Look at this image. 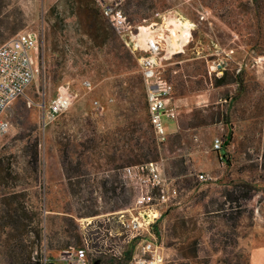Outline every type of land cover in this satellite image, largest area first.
<instances>
[{
    "label": "rangeland",
    "instance_id": "obj_1",
    "mask_svg": "<svg viewBox=\"0 0 264 264\" xmlns=\"http://www.w3.org/2000/svg\"><path fill=\"white\" fill-rule=\"evenodd\" d=\"M86 1L103 14L108 37L100 46L83 25L85 3L0 0V44L18 32L38 35V71L7 107L9 127L0 134V264H33L37 256L63 264L81 246L92 264H134L146 238L129 245L126 258L114 214L139 206L138 189L120 177L132 165L123 160L125 141L133 144L145 131L155 137L144 81L136 52L100 0ZM103 1L119 2L141 42L160 44V70L173 89L175 120L164 116L167 138H155L177 188L154 224L161 264H249V250L264 233V0ZM223 69L228 82L215 86ZM62 84L72 102L43 125V110ZM229 131L230 145L212 150ZM8 209L19 216L18 227L2 226Z\"/></svg>",
    "mask_w": 264,
    "mask_h": 264
},
{
    "label": "built area",
    "instance_id": "obj_2",
    "mask_svg": "<svg viewBox=\"0 0 264 264\" xmlns=\"http://www.w3.org/2000/svg\"><path fill=\"white\" fill-rule=\"evenodd\" d=\"M99 6L125 45L133 53L142 52L137 61L146 87L149 121L157 142L162 143L168 134L163 117L175 120L176 116L174 107L169 105L172 85L160 70L162 48L154 38L140 41L139 27L138 32H135L119 2L100 0ZM37 45L38 35L34 31L18 32L0 44V134L9 127V121L4 116L7 107L25 94L38 71ZM217 66H220V63ZM83 85L91 88L89 80H84ZM72 97L69 86L60 85L56 95L48 101L43 110V125L55 121L70 106ZM93 103L101 107L98 100ZM222 142V139L215 138L212 150L220 151ZM197 176L201 181L206 179L203 173ZM120 177L126 184L138 189L140 194L136 201L139 206L135 209H120L114 213L121 233H124L126 244L132 239L146 237L139 249L140 256L134 260V264H161L164 257L156 240L154 224L161 216L159 207L167 206L176 197L177 188L166 176L162 159L126 165L120 169ZM65 260L66 264H91L85 246L77 248ZM42 264H47L46 260Z\"/></svg>",
    "mask_w": 264,
    "mask_h": 264
},
{
    "label": "trees",
    "instance_id": "obj_3",
    "mask_svg": "<svg viewBox=\"0 0 264 264\" xmlns=\"http://www.w3.org/2000/svg\"><path fill=\"white\" fill-rule=\"evenodd\" d=\"M256 1V0H255ZM77 2L81 5L82 3L84 5H81V7L79 8V13H81V16L83 17V25L85 26V30L86 33L93 39V41L95 42L96 45H102L106 38L108 37L106 30H105V25L104 22L102 20L103 14L102 12L95 8L92 7L91 5H89L88 1L86 0H77ZM195 53V52H193ZM194 58H196L197 56L194 55ZM204 64H205V60H204ZM219 70V68L215 69L214 72H217ZM217 74V73H214ZM228 75V71L227 69H223L222 74L219 77H215L214 79V85L215 86H220L223 85L225 83H227L228 81L226 76ZM238 75L239 73L235 74V79L234 81L237 82L238 85H240V81L238 79ZM143 89L145 91V95H146V87H145V83L143 82ZM173 93V90H172ZM171 93V95H172ZM146 109H147V115H148V104H147V99H146ZM147 122V121H146ZM148 122L149 121V116H148ZM151 125V124H150ZM152 128V126H151ZM153 130V129H152ZM232 139V132L229 131L225 137V139L222 142V147L220 151H224L226 149V147L228 145H230ZM131 138H128L125 141L126 144V153H125V157H124V161L126 163L129 164H136V163H142V162H146V161H150V160H158L159 158V153H158V143L155 140V137H150L147 132H143V134L141 135V137H138L135 142L133 144H131ZM225 154H223L222 156L224 157ZM115 160V157L112 156L110 158V161L113 162ZM181 171H183V169H181ZM116 189L117 186L114 185L113 183H111V185L107 188V190L109 192H111V194L113 196L116 195ZM10 203H7V206L10 207ZM17 209V207H16ZM117 210V209H116ZM15 214L16 211L15 210ZM10 209L7 210L8 213V218L10 219V221L8 223H4L2 224V226L4 227H18L20 225L19 223V216H16L17 218H13L10 214ZM97 213H93V215H95ZM38 234V233H37ZM137 239H132L130 242H128L125 245V249H124V253L126 255V258H131L132 253H133V247L131 246L130 248L129 245H133L134 242ZM33 264H42L40 262L39 257L37 256L34 263ZM92 264V263H91ZM95 264V263H93ZM100 264V263H97Z\"/></svg>",
    "mask_w": 264,
    "mask_h": 264
},
{
    "label": "crops",
    "instance_id": "obj_4",
    "mask_svg": "<svg viewBox=\"0 0 264 264\" xmlns=\"http://www.w3.org/2000/svg\"><path fill=\"white\" fill-rule=\"evenodd\" d=\"M142 52L137 51L136 57H138ZM64 261V262H63ZM62 263H65V259ZM249 264H264V233L257 244H254L249 250Z\"/></svg>",
    "mask_w": 264,
    "mask_h": 264
},
{
    "label": "bare ground",
    "instance_id": "obj_5",
    "mask_svg": "<svg viewBox=\"0 0 264 264\" xmlns=\"http://www.w3.org/2000/svg\"><path fill=\"white\" fill-rule=\"evenodd\" d=\"M152 22V21H151ZM154 23V22H153ZM150 24V23H149ZM148 24V25H149ZM192 24V23H191ZM140 28L142 29V28H144V26H140ZM148 28V27H147ZM144 31V30H143ZM187 35L188 36H190V32H189V30L187 29ZM185 42L187 43V42H189V38H186L185 39ZM191 96H192V94H191ZM200 97V96H199ZM189 98H191V97H189ZM185 99V98H184ZM205 100H206V98H205ZM204 103H205V101H204ZM196 105H198L197 103H196ZM180 106V105H179Z\"/></svg>",
    "mask_w": 264,
    "mask_h": 264
},
{
    "label": "water",
    "instance_id": "obj_6",
    "mask_svg": "<svg viewBox=\"0 0 264 264\" xmlns=\"http://www.w3.org/2000/svg\"><path fill=\"white\" fill-rule=\"evenodd\" d=\"M50 264H52V263H50Z\"/></svg>",
    "mask_w": 264,
    "mask_h": 264
}]
</instances>
